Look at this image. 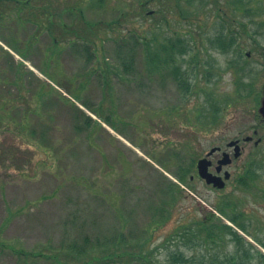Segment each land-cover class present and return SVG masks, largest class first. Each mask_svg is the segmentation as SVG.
<instances>
[{"label":"rangeland","instance_id":"obj_1","mask_svg":"<svg viewBox=\"0 0 264 264\" xmlns=\"http://www.w3.org/2000/svg\"><path fill=\"white\" fill-rule=\"evenodd\" d=\"M0 15V264H80L86 255L105 257L92 264H149L135 252L170 264L174 253L204 251L228 264L229 237L199 251L189 242L209 217L264 255L253 238L264 242V122L258 105L234 96L242 66L258 96L264 88V0L246 9L228 0H0ZM231 34L230 47L211 44ZM169 37L186 43L174 66L190 93L170 70L146 71L139 40ZM217 102L216 123L202 118ZM236 138L242 152L230 153L223 189L175 176ZM247 167L258 177L246 192L236 179ZM227 196L241 201L249 234L215 209Z\"/></svg>","mask_w":264,"mask_h":264},{"label":"trees","instance_id":"obj_2","mask_svg":"<svg viewBox=\"0 0 264 264\" xmlns=\"http://www.w3.org/2000/svg\"><path fill=\"white\" fill-rule=\"evenodd\" d=\"M251 1L252 0H228V4L232 8L246 9V5H248ZM216 2L217 0H213V3L215 5ZM17 9L20 10L21 7L17 6ZM165 9L166 8L163 7V10ZM234 40H235V36H232V34L229 37H223V35H220L212 39L211 44L213 46L216 45L217 47L223 49L225 46L230 47V45L233 44ZM139 41L143 50L144 63L146 64V71L149 74L162 75L165 70L168 71L170 70V74L175 78V81L177 82V86L181 88V91H183L184 93H190V84L188 79L184 77L183 75L184 72H182L178 67L174 66L176 60H178V57L184 56L187 52V46H185L186 43L184 39L181 37H169V39H167V44L164 43L161 44L157 42L156 39L153 46H151V43L149 44L147 41L144 40L143 41L139 40ZM12 49H16V48L12 47ZM239 58L243 59L244 57L242 55H239ZM123 66H124V70H127L131 67V64H124ZM236 72L238 74L243 75L244 77L238 75V81L235 83L236 89L234 92L236 95L234 94V96H236L238 100L239 99L240 101L242 100V102H245L246 99H250L251 102L254 103V105H257L259 96L257 95L255 90L254 82L256 78L254 75H252L254 74L252 69L251 68L248 69L247 66L244 67L242 66L239 67V69H237ZM209 107L211 113L207 111L208 115L206 116V112L204 110L203 111L201 110L202 113L201 117L202 118L207 117L213 123H216V119L219 117L221 113V104L219 102L212 103L209 105ZM112 112L114 113V111ZM88 118L92 119L90 116H88ZM86 123L89 124L88 121H86ZM104 123L108 125L107 122L104 121ZM172 155L174 158L176 156L178 157L177 154H172ZM193 163L190 166L177 167L178 172L175 173V176L180 182H185V179L192 172ZM257 174L258 173L256 168L247 167L244 173H242L237 179L238 186H241V188L240 187L239 188L242 190H246V192L249 189H253L256 186L255 183L258 177ZM169 195H170V200L173 201L175 197L178 195V189L177 191L171 189L169 191ZM262 195L264 196V193ZM240 202L241 201L239 199H236L233 196H227L221 199L220 205H218L215 209L218 211V213L221 216L225 217L237 229L249 234L248 230L251 227L252 223L247 218L246 213L242 210ZM215 218L209 217L204 220L202 219L200 222L197 223V229H196L197 231L192 235L193 239L189 241L192 244V248H198L199 251L206 243H210V242L218 243L219 241H221V239L224 236H227L235 246V253L232 254L230 258L226 260L230 264H242L241 263L242 259H246V262H248L251 258L252 259L257 258V260L260 262L258 264H262V262H264V255L260 251L257 252L255 251L256 256L254 254H251L249 248L244 247L242 244L243 237L240 234H238L236 230L232 229L231 226L226 225L222 223L220 219L218 218L215 219ZM216 220L218 222H216ZM253 226H255V223H253ZM253 238L258 244H260L264 248V242L262 240L258 239L257 236H253ZM189 242L187 241V243L185 242L184 244L187 245ZM204 252L205 253L199 252L200 254L198 255V257L197 254H191L189 256H186L183 253H174L170 258V264H190V262L196 264H214V261L212 260L215 257L211 258L210 253H207L206 251ZM133 257L137 258L141 262L149 263V264L151 263V260L147 257L146 254L135 252L133 253ZM82 258L84 257L82 256ZM85 258L87 259L82 261L80 264H88V263L92 264L94 261H99L100 259L105 257L86 255ZM236 258H239L240 260H236ZM207 260L208 262H206ZM226 261H222V262H226Z\"/></svg>","mask_w":264,"mask_h":264},{"label":"flooded vegetation","instance_id":"obj_3","mask_svg":"<svg viewBox=\"0 0 264 264\" xmlns=\"http://www.w3.org/2000/svg\"><path fill=\"white\" fill-rule=\"evenodd\" d=\"M264 97V88H263V90L261 91V95L259 96V99H258V106H259V108H260V106H261V99ZM258 108V109H259ZM258 109H257V115L261 118V120L264 122V119H263V116L262 115H260L259 113H258ZM22 111V110H21ZM21 115H22V118H24L23 117V113H21ZM256 132H254V134H255ZM251 139L250 138H247V137H245L244 139H243V141L244 142H247V141H250ZM233 141H238V146H239V148H240V151L242 152V147H240V140L239 139H229V140H227L224 144H225V147L226 148H222L221 147V144H218V145H216V146H213V147H211L210 148V150L211 149H214V151L213 152H211V153H206V157H202V158H204L205 160H206V162H208V164H207V171L210 173V174H212V175H215V176H217V177H220L222 180H223V182H224V186L222 187V188H218L217 186H213V184H207L206 183V181H205V179H203V178H200V177H198L197 176V164H198V161L200 160V159H202V158H199V159H197L196 160V162H195V166H194V171H195V173H191L189 176H188V178H189V180H193L194 179V176L192 175V174H194V175H196V177L199 179V181L200 182H202V183H204L207 187H209L210 189H212V190H221V189H223L224 187H225V185H226V182L229 180V178H230V172L227 170V169H225V167H228L229 165H231L232 164V159H230V153L233 155V157H234V148H235V146L236 145H230V143L231 142H233ZM258 142V141H257ZM257 142H255V143H257ZM209 150V151H210ZM216 154H219L220 156H218L217 158L215 157L214 158V161H213V156L214 155H216ZM225 154L228 156V159H230V162H228V163H226V164H224V165H226V166H224L223 164L222 165H220V161H226V159H227V157H225ZM229 174L228 176V178L226 179L225 177V174ZM242 174V173H241ZM240 174V175H241ZM239 175V176H240ZM238 176V177H239ZM238 177H237V179H238ZM237 179H236V181H237Z\"/></svg>","mask_w":264,"mask_h":264},{"label":"water","instance_id":"obj_4","mask_svg":"<svg viewBox=\"0 0 264 264\" xmlns=\"http://www.w3.org/2000/svg\"><path fill=\"white\" fill-rule=\"evenodd\" d=\"M261 106L260 108L258 109V113L260 115L263 116V119H264V97L261 99ZM230 145H236L235 148H234V157H237L239 156L240 154V148L238 146V141H233L230 143ZM214 149H211L209 153L213 152ZM208 153V154H209ZM225 157H227L226 161H220V165H224L228 162H230V159H228V156L225 154ZM207 164L208 162H206L205 159H201L198 161V164H197V171H198V176L205 179L206 183L207 184H213V186H217L218 188H222L224 186V182L223 180L220 178V177H217L215 175H212L210 174L208 171H207ZM229 174H225V178L227 179L229 176Z\"/></svg>","mask_w":264,"mask_h":264}]
</instances>
